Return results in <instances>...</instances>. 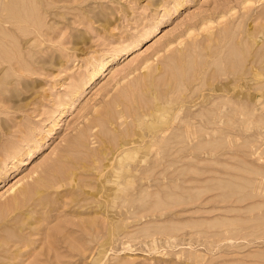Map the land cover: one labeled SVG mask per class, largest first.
<instances>
[{
	"label": "rangeland",
	"instance_id": "obj_1",
	"mask_svg": "<svg viewBox=\"0 0 264 264\" xmlns=\"http://www.w3.org/2000/svg\"><path fill=\"white\" fill-rule=\"evenodd\" d=\"M0 264H264V0H0Z\"/></svg>",
	"mask_w": 264,
	"mask_h": 264
},
{
	"label": "bare ground",
	"instance_id": "obj_2",
	"mask_svg": "<svg viewBox=\"0 0 264 264\" xmlns=\"http://www.w3.org/2000/svg\"><path fill=\"white\" fill-rule=\"evenodd\" d=\"M107 63V62H106ZM258 75V74H257ZM167 130V129H166ZM164 131V130H163ZM162 134V133H161ZM165 134V133H164ZM120 183L118 182L116 185L118 186ZM112 190V189H111ZM32 191H30L29 193H31ZM38 195V194H37ZM13 207H15V206H13ZM12 208V207H11ZM11 212V211H10ZM15 223V222H14ZM49 237V236H48ZM51 237V236H50ZM49 237V238H50ZM23 241V240H22ZM53 243V242H52ZM85 251H86V249H84Z\"/></svg>",
	"mask_w": 264,
	"mask_h": 264
}]
</instances>
